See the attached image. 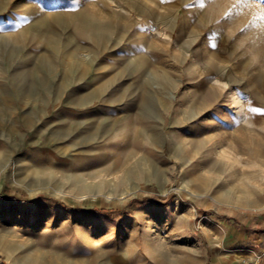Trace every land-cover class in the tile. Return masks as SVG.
Segmentation results:
<instances>
[{
  "label": "rangeland",
  "instance_id": "rangeland-1",
  "mask_svg": "<svg viewBox=\"0 0 264 264\" xmlns=\"http://www.w3.org/2000/svg\"><path fill=\"white\" fill-rule=\"evenodd\" d=\"M232 1L0 0V264L264 261V0Z\"/></svg>",
  "mask_w": 264,
  "mask_h": 264
},
{
  "label": "bare ground",
  "instance_id": "bare-ground-1",
  "mask_svg": "<svg viewBox=\"0 0 264 264\" xmlns=\"http://www.w3.org/2000/svg\"><path fill=\"white\" fill-rule=\"evenodd\" d=\"M211 1V0H210ZM232 1V0H231ZM217 2V1H216ZM219 2V1H218ZM233 2V1H232ZM225 3H226V1H225ZM227 3H229V4H227ZM227 5L226 6H224V8H220V9H223V13H225L226 14V16L228 17V18H230L231 17V12H233L232 11V9H234V6L237 4V2H236V4L235 5H233L231 2H228L227 1ZM217 4V3H216ZM219 4V3H218ZM217 4V5H218ZM214 5V4H213ZM216 5V6H217ZM223 5V4H222ZM222 5H221V7H222ZM215 6V5H214ZM219 6V5H218ZM238 6V5H237ZM219 8V7H218ZM220 9H218V10H220ZM237 10V9H236ZM222 11V10H221ZM220 11V12H221ZM237 12V11H236ZM235 12V13H236ZM222 13V12H221ZM234 15V14H233ZM225 17V16H224ZM230 20V19H229ZM233 20V19H232ZM231 20V21H232ZM261 20V19H260ZM259 20V21H260ZM263 20V19H262ZM177 21V20H176ZM172 22H174V21H172ZM262 22V21H261ZM147 23V22H146ZM176 23V22H175ZM185 23V24H184ZM183 24V26H185L184 27V29H182V30H180L181 32H180V34H182L186 29H187V27H188V22L186 23V22H184ZM241 24H242V22H241ZM240 25V24H239ZM257 27H258V23H257V25H256ZM242 27V26H241ZM250 27H253V25L252 26H250ZM249 27V28H250ZM254 28V27H253ZM252 28V29H253ZM262 28V27H261ZM247 33H249L248 35H247V37L245 38V40L247 39V40H250L252 43H254L255 44V46H257L256 44L258 43L259 44V42L262 40V39H264V32H260V30L257 28V30H256V28H255V30L253 29V31H251V32H247ZM170 39H171V37H169ZM250 42V43H251ZM261 43V42H260ZM263 43V42H262ZM206 45H207V43H205ZM201 45V44H200ZM204 45V44H203ZM202 46V45H201ZM252 46V45H251ZM254 46V45H253ZM201 49L203 48V47H200ZM254 48V47H253ZM16 49V48H15ZM253 50H255V49H253ZM257 50V49H256ZM15 51V50H14ZM202 52H203V50H202ZM198 53V52H197ZM256 53V52H255ZM254 52H253V54H255ZM201 56H202V54H201ZM200 56V57H201ZM196 59V58H195ZM198 59V58H197ZM200 59V58H199ZM198 61V60H197ZM195 62V61H194ZM200 61H198V63H199ZM201 62H202V60H201ZM81 63V62H80ZM193 63V62H192ZM203 64V63H202ZM193 65H195V64H193ZM192 65V66H193ZM191 66V67H192ZM197 66H199V65H197ZM200 67V66H199ZM198 67V68H199ZM227 69V68H226ZM189 70V69H188ZM196 70H197V68H196ZM213 70V69H212ZM68 71H70V69H68ZM190 71H192V70H190ZM198 72V71H197ZM230 72V71H229ZM190 74H192V73H190ZM194 74V73H193ZM222 77V76H221ZM191 78V77H190ZM193 78V77H192ZM219 78V77H218ZM224 78V77H223ZM54 80V79H53ZM191 80H193V79H191ZM224 80V79H223ZM218 82H222V80L221 79H219V80H217ZM216 83V82H215ZM201 85V84H200ZM221 85V84H220ZM224 86V88H226L227 89V92H225V95H226V102H227V104L228 105H233L234 106V108H235V116H236V118H237V120L238 121H242V122H246L245 124H248L247 123V121L246 120H248V119H246V113H245V111H243V107H244V103H243V101L240 99V97L238 96V90H236L235 88H233L232 86H229L228 84H223ZM217 89V88H216ZM58 90H59V88L57 87V88H55V90H54V92H58ZM225 90V89H224ZM224 90H222V91H224ZM226 91V90H225ZM185 92V91H184ZM220 92V91H219ZM221 93V92H220ZM223 94H224V92H223ZM217 95V94H216ZM221 96H222V94H221ZM225 96H223V98H224ZM70 99L72 98V96H70L69 97ZM222 98V99H223ZM153 102V101H152ZM217 102V101H216ZM217 103H219V102H217ZM151 104H153V103H151ZM150 104V105H151ZM152 106V105H151ZM150 106V107H151ZM249 108V107H248ZM250 109V108H249ZM249 109H247V110H249ZM248 115V114H247ZM210 125L214 128V124H215V117L214 116H211V121H210ZM201 125V124H200ZM127 127V126H126ZM212 127H211V129H212ZM210 129V130H211ZM130 133V132H129ZM207 134H209L208 132H207ZM127 135V134H126ZM124 137V136H123ZM127 137H128V135H127ZM126 138V137H125ZM127 139V138H126ZM127 141V140H126ZM160 237V236H159ZM220 261V260H219ZM261 264H264V261H261Z\"/></svg>",
  "mask_w": 264,
  "mask_h": 264
},
{
  "label": "built area",
  "instance_id": "built-area-1",
  "mask_svg": "<svg viewBox=\"0 0 264 264\" xmlns=\"http://www.w3.org/2000/svg\"><path fill=\"white\" fill-rule=\"evenodd\" d=\"M241 264H261L260 261L257 260H243Z\"/></svg>",
  "mask_w": 264,
  "mask_h": 264
},
{
  "label": "snow or ice",
  "instance_id": "snow-or-ice-1",
  "mask_svg": "<svg viewBox=\"0 0 264 264\" xmlns=\"http://www.w3.org/2000/svg\"><path fill=\"white\" fill-rule=\"evenodd\" d=\"M9 24L13 23L12 21L8 22ZM5 22L4 21H0V27H5Z\"/></svg>",
  "mask_w": 264,
  "mask_h": 264
}]
</instances>
